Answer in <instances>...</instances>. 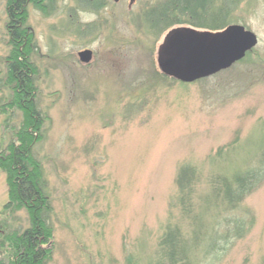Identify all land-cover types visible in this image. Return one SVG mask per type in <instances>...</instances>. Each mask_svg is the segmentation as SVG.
Returning <instances> with one entry per match:
<instances>
[{
	"label": "rangeland",
	"instance_id": "374dc122",
	"mask_svg": "<svg viewBox=\"0 0 264 264\" xmlns=\"http://www.w3.org/2000/svg\"><path fill=\"white\" fill-rule=\"evenodd\" d=\"M165 1L129 7V0H106L91 12L76 0H53L47 16L26 6L25 52L47 118L33 153L53 210L48 264H147L169 220L178 168L190 165L205 178L228 161L249 162L264 136V0H244L230 21L252 32L256 46L228 70L190 84L162 79L163 37L143 23ZM6 2L0 0L2 77L12 49ZM84 50L92 52L86 64L78 57ZM1 86L0 156L22 121L6 106L5 78ZM7 198L0 170V238L29 225L24 210L4 213ZM243 206L255 223L221 264H264V182Z\"/></svg>",
	"mask_w": 264,
	"mask_h": 264
},
{
	"label": "trees",
	"instance_id": "16d2710c",
	"mask_svg": "<svg viewBox=\"0 0 264 264\" xmlns=\"http://www.w3.org/2000/svg\"><path fill=\"white\" fill-rule=\"evenodd\" d=\"M105 1L76 0V4L81 10L96 12L106 7ZM243 1L166 0L148 10L143 23L157 37L179 26L221 31L230 25L233 12ZM53 3V0L6 2V28L12 49L5 61V75L0 76V91L1 80L5 78V89L12 98L6 106L19 111L22 121L0 156V170L6 175L8 189L2 209L9 215L24 210L29 225L0 238V264H48L52 258L53 210L45 192L42 164L33 153L43 137L41 132L47 118L41 115L35 101V71L25 52L30 42L25 22L26 6L31 5L47 16L54 8ZM159 73L162 79H169ZM3 113L5 110L0 109V114ZM254 146L249 162L234 165L228 161L225 167L217 168L205 178L190 165L178 168L169 220L158 237L154 259L147 264H221L234 244L247 236L255 218L243 202L264 182V136ZM256 156L257 162L251 163ZM199 186L203 188L201 193Z\"/></svg>",
	"mask_w": 264,
	"mask_h": 264
},
{
	"label": "water",
	"instance_id": "95a60500",
	"mask_svg": "<svg viewBox=\"0 0 264 264\" xmlns=\"http://www.w3.org/2000/svg\"><path fill=\"white\" fill-rule=\"evenodd\" d=\"M256 44L257 37L240 25H229L218 32L176 27L158 46L157 64L164 76L190 84L229 69ZM78 57L82 63H89L92 52L84 50Z\"/></svg>",
	"mask_w": 264,
	"mask_h": 264
},
{
	"label": "flooded vegetation",
	"instance_id": "af4514ba",
	"mask_svg": "<svg viewBox=\"0 0 264 264\" xmlns=\"http://www.w3.org/2000/svg\"><path fill=\"white\" fill-rule=\"evenodd\" d=\"M109 1H111L112 4H115V5H118L121 2V0H118V2H113V0H109ZM136 1L137 0H133V1L132 0H129V5L128 6L130 7L132 5H135Z\"/></svg>",
	"mask_w": 264,
	"mask_h": 264
}]
</instances>
